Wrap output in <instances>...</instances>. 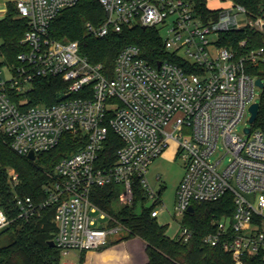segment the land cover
I'll list each match as a JSON object with an SVG mask.
<instances>
[{
	"label": "built area",
	"instance_id": "obj_1",
	"mask_svg": "<svg viewBox=\"0 0 264 264\" xmlns=\"http://www.w3.org/2000/svg\"><path fill=\"white\" fill-rule=\"evenodd\" d=\"M77 1H14L17 18L26 23L20 40L24 50L9 67L8 80L0 72V133L14 153L26 158L54 149L65 134L81 143L57 162L43 185L42 200L14 195L17 218L29 220L53 208L52 241L60 259L76 252L77 264H82L80 254L105 246L108 235L120 229L108 226L113 218L96 225L107 215L92 201L93 189L120 186L119 198L130 206L137 183L155 207L160 195L146 174L173 142L176 158L184 162L175 191V238L186 242L191 236L180 222L192 203L230 195L231 215L214 220L203 243L220 247L238 262L247 256L264 261V133L248 122L259 88L243 67L247 59H264V47L239 57L208 39L245 26L264 31V16L252 20L242 7L232 5L217 20L203 23L185 0H97L105 19L98 26L85 23L88 36L103 38L123 26L155 28L165 33L164 48L187 62L184 67L169 61L150 65L138 47L128 45L115 57L110 77L102 64H91L79 54L77 42L49 37L60 11ZM38 78H58L66 84L55 103L26 105ZM109 130L121 146L113 164L103 167L101 150ZM8 176L15 187L17 174L9 170ZM150 215L156 218L158 211ZM7 223L0 210V228Z\"/></svg>",
	"mask_w": 264,
	"mask_h": 264
},
{
	"label": "trees",
	"instance_id": "obj_2",
	"mask_svg": "<svg viewBox=\"0 0 264 264\" xmlns=\"http://www.w3.org/2000/svg\"><path fill=\"white\" fill-rule=\"evenodd\" d=\"M185 1L192 5L195 15L203 23L217 20L221 13L219 10H209L206 0ZM230 1L234 6L242 7L250 19L264 16V0ZM17 13L16 3L8 1L5 3L4 16L0 19V58L8 67L17 64L16 57L24 50L20 40L26 30V23L17 18ZM104 19V11L97 0H78L74 6L60 11L50 25L49 37L59 42H77L79 54L91 64H102L104 73L110 77L115 57L128 45L138 47L140 57L150 65L164 61L183 67L187 65L176 53H168L155 28L123 26L120 32L110 31L103 38L88 36L85 23L98 26ZM217 42L219 46L232 49L239 57L246 56L250 51L264 47V33L245 26L219 33ZM243 67L247 75L264 83V59H247ZM65 86L58 78H38L27 94L26 105H51L57 101L58 93ZM258 104L253 128L264 133V87L260 91ZM80 146L77 137L65 134L54 149L37 153L35 159L30 161L14 153L0 133V210L8 221L0 228V243L8 240L5 245L0 244V264H60L58 250L49 245L56 231L53 208L43 209L29 220L18 219L14 195L28 196L36 202L42 200L43 185L49 180L57 162ZM120 146V140L109 130L101 150L103 167L113 164ZM9 170L18 176L15 187L10 182ZM116 187L120 186L112 184L95 188L91 199L125 228V237L116 243L131 240L141 243L143 250L137 256L136 264H264L261 259L250 256L235 261L220 247H212L202 241L206 234L212 232L214 220L231 215L233 202L230 195L212 203H192V212L185 213L180 222L181 227L191 232L190 238L183 242L181 239L167 237L164 227L159 226L156 219L151 217L154 204L148 208L143 207L144 191L137 183L133 186L132 204L114 212L111 204ZM137 205H140L139 213L135 212ZM108 226L115 227L112 221ZM83 254H80V262H83Z\"/></svg>",
	"mask_w": 264,
	"mask_h": 264
},
{
	"label": "rangeland",
	"instance_id": "obj_3",
	"mask_svg": "<svg viewBox=\"0 0 264 264\" xmlns=\"http://www.w3.org/2000/svg\"><path fill=\"white\" fill-rule=\"evenodd\" d=\"M7 1L11 0H0V4H4ZM209 4L211 3L208 1ZM211 6L214 4H210ZM253 20V19H252ZM253 29V28H251ZM255 31H259L256 29H253ZM261 33H264V31H259ZM161 40L163 41L165 39V33L159 32ZM208 39L211 42L216 43L218 41V34H210L208 36ZM243 44V43H242ZM168 53H172L171 50H167ZM2 60L0 58V64ZM0 72L3 80H8L10 78V72L9 67L6 65V63H3L0 65ZM261 89L257 90V93L260 95ZM238 130L242 131V126H238ZM175 143L169 142L167 148V152L172 153L174 151ZM221 152V150H218ZM149 166V169L146 174V179L149 182L150 187L157 191V189L161 186L162 191L160 193V204L156 205L154 207L155 210L158 211L159 215L156 218V222L159 226L164 227L165 235L169 238H175L179 233V220L177 217H174V202H175V191L176 188L183 176L184 173V162L180 158H164L160 156L152 162ZM156 175L158 176V180H155ZM117 191L115 194V197L112 201V209L114 212L120 211L123 207L126 206L124 202H122L119 198V194L122 192L121 187H116ZM152 205V201L145 200L143 207L148 208ZM140 211V205L136 206L135 212L139 213ZM96 213L94 216H97ZM107 217L104 220H97L96 225L103 226L109 222V218H113L111 215H108L106 213ZM115 226L120 228L116 233H112L108 235V246H112L113 244H119L122 243L118 241L119 239H123L126 235L125 228L119 223L118 220H114L112 222ZM8 240L2 241L0 244L5 245ZM106 247V246H105ZM104 248V247H103ZM101 247V249H103ZM99 248V250H101ZM61 262H69L71 264H77L78 262V254L76 252H72L67 257H61Z\"/></svg>",
	"mask_w": 264,
	"mask_h": 264
},
{
	"label": "crops",
	"instance_id": "obj_4",
	"mask_svg": "<svg viewBox=\"0 0 264 264\" xmlns=\"http://www.w3.org/2000/svg\"><path fill=\"white\" fill-rule=\"evenodd\" d=\"M11 1H15V0H11ZM208 1L211 2L210 4H214V5L211 6ZM5 3L0 4V19L4 16L5 13ZM232 5L233 4L230 0H206V7L209 10H213V11L215 10L223 11L228 9ZM174 148L175 149L172 153L167 152V150L164 151L163 154L160 156V158L164 157V158L172 159L174 157L175 159L176 145L174 146ZM158 179L159 178L156 175L155 180ZM161 190L162 188L160 186L157 189V191L161 193ZM107 244L105 245L106 247L105 246H103L104 248L102 247L103 249L100 248L101 250L98 249L84 253L82 264H136V258L137 256H140L142 254V250H143L141 243L137 240L123 241L122 243L113 244L112 246H108Z\"/></svg>",
	"mask_w": 264,
	"mask_h": 264
},
{
	"label": "water",
	"instance_id": "obj_5",
	"mask_svg": "<svg viewBox=\"0 0 264 264\" xmlns=\"http://www.w3.org/2000/svg\"><path fill=\"white\" fill-rule=\"evenodd\" d=\"M160 63H157V66H159ZM255 85L259 88V89H262V87H264V83H262V81L260 79H255L254 81ZM258 107H259V104L258 103H254L252 105H250L249 107V112H250V117L248 119V122L250 124H252L256 118V115H257V111H258ZM248 128L245 129V132H248ZM27 159L30 160V161H33L35 159V156L32 154V153H29L27 155ZM187 211L190 213L192 212V207H188ZM49 245L51 247H54V243L53 241H50L49 242Z\"/></svg>",
	"mask_w": 264,
	"mask_h": 264
}]
</instances>
